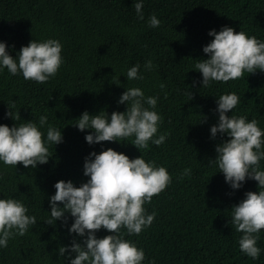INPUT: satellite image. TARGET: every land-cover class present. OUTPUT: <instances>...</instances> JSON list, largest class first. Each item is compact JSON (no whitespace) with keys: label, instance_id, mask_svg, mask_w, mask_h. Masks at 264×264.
I'll list each match as a JSON object with an SVG mask.
<instances>
[{"label":"trees","instance_id":"16d2710c","mask_svg":"<svg viewBox=\"0 0 264 264\" xmlns=\"http://www.w3.org/2000/svg\"><path fill=\"white\" fill-rule=\"evenodd\" d=\"M137 0H0V42L8 45L13 58L31 40H59L61 65L57 75L47 83L25 80L22 74L0 70V124L12 127L40 116L62 131L63 142L49 145L50 159L35 169L5 166L0 162V199L21 201L29 216L36 217L23 237L11 239L0 247V264H70L75 254L58 253L60 246H70L73 218L67 226L62 221L46 224L50 219L49 197L60 180L75 186L86 183L85 158L111 148L130 159L142 156L165 167L171 184L151 203L146 214L156 213L154 222L139 236L127 235L143 249L142 264H264V230L259 233L258 259L239 250L240 238L230 224L231 208L258 191L256 181L247 180L239 190L231 189L215 165V147L227 137L211 138L210 128L217 124L216 99L235 93L239 104L227 115H244L256 119L264 131V72L244 73L227 83L211 82L202 87V74L196 72V60L207 59L203 47L212 39L208 33L224 26L244 31L264 41V0H143L144 20L136 14ZM155 14L161 24L152 28L148 20ZM151 60V71L145 63ZM140 65L142 80H127L128 68ZM197 83L193 86V82ZM160 84L165 88L161 90ZM140 88L145 97H158L155 111L162 118L158 135L167 134L159 147L149 142L147 149H136L134 137L119 142L89 145L75 127L87 111L90 115L106 111L125 112L127 105L118 101L125 90ZM193 94V98L189 93ZM167 94V98L165 95ZM147 107V105H145ZM9 108L19 112L21 121L7 117ZM207 117L205 123H200ZM47 125L41 129L46 138ZM264 170V160L260 162ZM190 168L191 174H181ZM62 207V205H58ZM101 229L97 238L110 235Z\"/></svg>","mask_w":264,"mask_h":264},{"label":"clouds","instance_id":"9594fccd","mask_svg":"<svg viewBox=\"0 0 264 264\" xmlns=\"http://www.w3.org/2000/svg\"><path fill=\"white\" fill-rule=\"evenodd\" d=\"M143 7V0L134 3L140 20H144ZM148 24L158 28L161 22L152 14ZM208 35L212 39L203 47L208 58L195 63L196 72L202 74V87H208L213 81L227 83L240 79L245 72H264V41L228 26L219 32L213 29ZM62 47L56 39L31 40L20 48L14 59L7 51L8 45L0 42V70L7 69L13 76L22 74L25 80L39 84L47 83L63 64ZM144 67L151 71L155 66L148 60ZM139 73V64L128 68L127 80H142L144 77ZM196 83L194 81L193 86ZM159 87L163 90L165 85ZM189 94L193 98L192 92ZM157 101L156 96L145 97L138 87L129 88L118 101L127 105L125 112L114 111L109 117L106 111L95 115L85 111L76 120L75 127L81 132L91 130V134L85 136L89 145L134 137L132 145L138 150L147 149L149 142L159 147L165 143L167 134L157 136L162 120L155 111ZM216 104L218 122L210 128L211 138L216 139L220 134L227 139L215 147L217 155L215 160L209 161V166H217L234 191L247 180L257 182L258 191L246 192L245 198L232 206L229 221L241 234L238 240L241 253L256 260L261 252L257 247L259 233L264 230V170L260 166L264 160V131L256 119L249 121L244 115H227L239 104L237 94H222ZM7 117L21 121L19 112L13 113L10 108ZM206 121L207 117H202L200 123ZM46 125L45 138L41 129ZM62 142V131L49 125L47 116H40L39 126L33 121L15 123L12 127L0 124V162L15 169L21 164L35 169L49 162V145ZM83 168L84 176L89 178L86 183L77 187L72 181L60 180L54 185L55 194L49 197L51 211L46 224L51 226L62 221L67 226L70 216L73 223L69 234L81 238L80 242L73 239L70 246H60L59 255L75 254L74 259L68 257L70 264H142L146 259L143 249L125 239L121 229H126L129 236H139L151 226L156 213L146 214L144 205L171 184L168 170L157 166L155 161L146 162L142 156L130 159L111 148L99 154L90 153ZM190 174L191 169L186 168L180 178ZM27 213L28 208L21 201L0 199V247L7 248L11 239L23 237L30 226L36 225V217ZM101 229L111 234L97 238L96 233Z\"/></svg>","mask_w":264,"mask_h":264}]
</instances>
